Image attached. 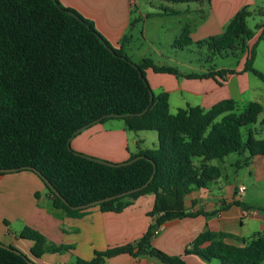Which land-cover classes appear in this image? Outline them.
<instances>
[{
    "label": "trees",
    "instance_id": "obj_1",
    "mask_svg": "<svg viewBox=\"0 0 264 264\" xmlns=\"http://www.w3.org/2000/svg\"><path fill=\"white\" fill-rule=\"evenodd\" d=\"M162 1L202 4L211 0ZM249 16L247 8L241 10L221 35L211 37L208 48L248 53L244 72L264 83V73L254 67L257 44L248 43L255 35L247 27ZM258 29L262 40L264 25ZM190 34L185 29L174 46L192 42ZM149 69L182 76L178 68L158 66L150 58L135 64L92 21L59 0H0V169L36 174L45 183L54 208L71 218H82L93 207L120 213L140 197H155L148 214L155 224L143 238L135 244L97 251L90 261L76 259L75 264H103L124 254L154 257L163 264H186L182 256H169L152 245L153 230L187 216L186 197L221 178L215 161L237 154L242 159L236 166L241 168L264 156V137L254 127L264 114L261 103L253 101L241 108L233 99H225L208 110L188 106L172 114L169 94L155 95L149 85ZM228 73L234 71L220 69L185 77L216 79ZM113 119L124 120L130 131L156 132L157 147L139 150L129 160L142 158L119 167L96 162L68 147L69 140L81 134L79 129ZM260 124L264 129V117ZM153 174L141 191L87 209H72L137 189ZM20 238L33 242L31 252L37 258L73 249L48 247L45 236L30 227L21 231ZM186 254L220 264H264V232L239 238L206 231ZM31 262L16 248L0 245V264Z\"/></svg>",
    "mask_w": 264,
    "mask_h": 264
},
{
    "label": "crops",
    "instance_id": "obj_2",
    "mask_svg": "<svg viewBox=\"0 0 264 264\" xmlns=\"http://www.w3.org/2000/svg\"><path fill=\"white\" fill-rule=\"evenodd\" d=\"M59 2L92 21L97 31L115 49H122L135 64H140L149 57H143L141 61H137L126 52V43L134 38L132 35L134 23L140 22L143 17L146 18V21L143 19L145 30L149 19L168 16L161 12L144 13L138 10L139 17H135L134 7H137L135 0H59ZM255 4L254 0H211L209 8L201 10L203 12L200 21L194 20L196 30L194 32L190 30L192 41L200 37L221 35L222 29L226 28L241 10L247 8L249 11V8ZM176 12L180 16L189 15L187 11L183 13L176 10ZM260 34L261 29L248 43L251 46L257 44L254 67L264 73V50L261 51L264 39L259 40ZM144 36L149 41L146 33ZM157 53L158 56L163 57L162 51L157 50ZM247 54H244L235 68L215 70L227 69L233 70L234 73H228L216 79L185 78L182 84L178 83L172 90L189 89L187 86L197 81L200 86L193 93L202 98V108L208 110L225 99H233L240 104L241 108H245L254 101L245 99L251 90L249 74H252L244 72ZM156 74L151 69L146 71L147 79L149 75L156 77ZM163 83L166 81L163 80ZM151 86L153 87L152 83ZM190 92L192 93L191 90ZM255 101L260 103L259 100ZM188 106L196 107L190 104ZM128 131L126 124L110 128H107L105 123L97 124L74 137L71 140V148L91 157L123 163L139 150L157 147L158 136L156 135L152 148L148 146L147 139L141 140L136 144L138 151L133 153L129 144ZM237 162L231 163L229 170L222 162L220 179L210 183L207 188L193 190L186 197V217L175 219L155 229L151 243L156 249L169 256H182L186 264H220L215 260L206 261L195 254H186V251L191 250L193 241L206 231L223 232L239 238L252 237L264 232V204H250L243 199L244 195L241 197L238 192L239 187L246 188L244 181L253 177L257 182L264 180V156L255 157L246 167L238 168ZM240 173L243 175L240 176ZM154 198L153 194L140 197L120 213L103 212L99 207H93L84 217L71 218L63 211L54 208L48 198L45 183L36 174L29 171L0 174V242L16 248L35 264H75L76 259L90 261L97 251L103 252L135 244L143 238L155 224L148 215L153 208ZM255 225L258 227L257 231L248 229ZM25 227L43 234L48 247L66 245L72 246L73 249L47 252L42 257H34L31 252L33 242L20 238V233ZM252 232L254 235H249ZM103 264L163 263L150 256L135 258L124 254L106 259Z\"/></svg>",
    "mask_w": 264,
    "mask_h": 264
},
{
    "label": "rangeland",
    "instance_id": "obj_3",
    "mask_svg": "<svg viewBox=\"0 0 264 264\" xmlns=\"http://www.w3.org/2000/svg\"><path fill=\"white\" fill-rule=\"evenodd\" d=\"M135 1L137 4V7H134L135 17H139L138 10H141V12L144 13L161 12L162 14H165V11L173 12L174 10H180L183 11V13H186L187 11V15L189 14L188 16H180L170 13L168 16L162 18H151L148 20L145 29L146 31L144 30L145 26H143V22L144 20L146 21V18L143 17L140 22L134 23L135 28L132 30V35L134 38L131 42L126 43L125 47L127 49L126 52L129 53L130 57L137 59V61H141L143 57H149L159 65L178 68L182 76L177 77L156 74V77L149 75L147 79L150 86L151 83L153 84V87L151 86V88L155 95H158L162 92L171 91L167 93L170 95L169 104L172 114H175L180 108H187L188 104L202 107V98L193 93L200 86L197 81H195L196 83L189 82L190 84L187 86L192 91V93L188 88H186L187 90L179 89L177 91H173V87L178 83L182 84L183 80L186 78L185 76L189 74H201L216 70L218 68H235L243 58L244 54L241 51L218 52L215 50H210L208 48V42L210 41L211 37L208 36L197 38L195 41L188 42L189 44L187 45L178 47L174 46V42L180 38L185 29L192 30L193 32L196 30L194 20L197 22L200 21V16L203 12L201 10H206L207 7L209 8L210 6V3L208 2L203 3L202 5L204 6H202L201 3L174 4L162 0ZM254 1L256 4L249 8V11L252 14L247 18V27L249 31L257 33L259 31L258 28L264 23V0ZM225 29L226 28H223L222 31L224 32ZM145 33L147 39H149L150 42L146 40L144 36ZM157 50L162 51L163 57L158 56ZM263 50L264 45L261 47V51ZM163 77L166 78L163 79ZM163 80H165L166 83H163ZM249 80L251 90L249 92V96L248 94L245 96L246 101L250 99L254 101L259 100L264 106V83L253 74H249ZM263 117L264 114L258 118V122L254 126L260 133L259 135L261 137H264V129L260 124ZM124 125L125 121L122 119H113L105 123L107 128ZM128 133L129 144L133 153L138 151V146L136 144H138V142L141 140L147 139L148 146L152 148L153 140L155 142V136L157 135V133L153 131L135 132L129 130ZM240 159H242V157L239 155L231 154L225 157L223 160L215 161L214 164L222 168V162H224V167L229 170L230 164L235 163V161H239ZM242 175L243 173H240V176ZM253 178L249 179L248 181H244L246 193L244 194L243 199L250 204L256 203L257 205H263L264 180L257 182ZM248 229L257 231L258 227L255 225L250 226ZM249 235H254V232ZM248 237L249 236H247V238Z\"/></svg>",
    "mask_w": 264,
    "mask_h": 264
},
{
    "label": "water",
    "instance_id": "obj_4",
    "mask_svg": "<svg viewBox=\"0 0 264 264\" xmlns=\"http://www.w3.org/2000/svg\"><path fill=\"white\" fill-rule=\"evenodd\" d=\"M153 98H154V94L152 93L151 94V103H153ZM87 128H88V126H85V127L81 128V129H79L77 131V133H81L84 130H86ZM68 147L69 148L71 147V140H69ZM140 158H142V157H137V158H135L133 160H129V161H126V162H123V163H113V162H109V161L102 160V159H99V158H95V157H91V156L89 157V159H92V160H94L96 162L103 163L105 165H109V166H113V167H119L121 165H130V164L134 163L135 161H137ZM11 172H14V170H2V169H0V174H2V173H11ZM154 175L155 174H153V176L150 178V180L146 184H144L143 186H141V187H139L137 189H134V190H131V191H128V192L119 194L117 196H113V197H110V198H106V199H103V200H99V201H96V202H93V203H90V204H87V205H83V206H79V207H73L72 209L73 210H83V209H87V208H90V207H93V206L100 205V204H102L104 202H107V201H110V200H114V199H117V198L126 197L128 195H131L133 193H136L138 191H141V190H143L144 188H146L150 184V182L154 178ZM46 184H48V186L50 187V189H51L52 192H54L57 196L62 197L61 194L59 192H57L50 183L46 182ZM63 201L68 205V203L65 201V199H63ZM153 231L155 232L156 230L154 229ZM0 245L5 246V247L8 248V246H6V245H3V244H0ZM31 264H34V263L31 262Z\"/></svg>",
    "mask_w": 264,
    "mask_h": 264
},
{
    "label": "built area",
    "instance_id": "obj_5",
    "mask_svg": "<svg viewBox=\"0 0 264 264\" xmlns=\"http://www.w3.org/2000/svg\"><path fill=\"white\" fill-rule=\"evenodd\" d=\"M238 192H239V195L242 197L246 192V188L244 186H241L239 187Z\"/></svg>",
    "mask_w": 264,
    "mask_h": 264
}]
</instances>
